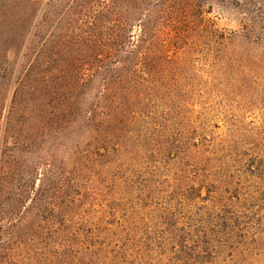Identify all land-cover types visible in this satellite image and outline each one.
Wrapping results in <instances>:
<instances>
[{
  "label": "rangeland",
  "instance_id": "obj_1",
  "mask_svg": "<svg viewBox=\"0 0 264 264\" xmlns=\"http://www.w3.org/2000/svg\"><path fill=\"white\" fill-rule=\"evenodd\" d=\"M35 1L27 14L24 0H0V213L11 184L24 179L33 197L45 181L62 235H28L24 248L75 241L77 264H264V0H251L258 14L249 0ZM83 6L113 10L111 35L124 23L138 38L134 20L152 14L167 25L128 71L127 126L101 152L52 95L90 20Z\"/></svg>",
  "mask_w": 264,
  "mask_h": 264
},
{
  "label": "trees",
  "instance_id": "obj_2",
  "mask_svg": "<svg viewBox=\"0 0 264 264\" xmlns=\"http://www.w3.org/2000/svg\"><path fill=\"white\" fill-rule=\"evenodd\" d=\"M24 1L26 4L24 12L28 11L27 14H29L35 10L37 4L35 0ZM249 1L245 6L251 8L246 9L248 14L249 12L258 14L261 7ZM82 8L84 11L79 14H83L90 20L84 25L82 33L73 36L71 40L72 71L67 74L63 85L59 83L58 75H52L57 77L52 86V95L54 102L60 106L56 107L60 110L56 116H64L65 121L70 125L80 121L81 128L90 139V144L97 152H101L102 149L106 151L110 140L127 126L126 115L129 114L127 109L132 104L128 94L137 88V85L134 87L130 85L132 80L128 71L146 64L144 58L147 54L161 48L167 25L161 21L160 17L152 14L146 20H134L135 23L140 24L141 31L138 38L133 36V32H127L130 26L135 25L120 22L115 24L117 34L111 35L109 34L111 22L106 20L108 18L105 16L111 8L103 13L95 12L94 14L89 6ZM114 8L121 11L118 6ZM132 8L137 18L140 14L138 2L135 1ZM72 14L79 15L76 12ZM253 19H251L252 22H255L256 20ZM170 23L168 28L176 26L174 21ZM77 47L81 50L79 60L75 56ZM56 72L61 73V76L66 73ZM98 80L101 82L97 88L96 99L92 102V99L88 97L89 92ZM41 182L39 189L33 191V197L29 196L30 186L24 179H21L18 184H11L13 189L17 190L13 196H2V212L0 213V216L2 215V264H77L75 262L77 255L72 253L76 248L75 243L72 244L75 241H69V248L58 244L55 248L46 247L38 254L34 252L35 246L30 245L24 248L21 243L24 237L38 236L45 230L44 233H49L50 240L62 235L59 232L61 229L56 230L53 225V222L60 219L56 198L49 197V185L45 181L41 180ZM8 185L10 183L4 182L2 187L7 188ZM28 199L31 203L29 208L26 205ZM45 225L50 227L45 228ZM58 247L61 249H57Z\"/></svg>",
  "mask_w": 264,
  "mask_h": 264
}]
</instances>
